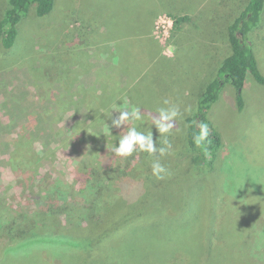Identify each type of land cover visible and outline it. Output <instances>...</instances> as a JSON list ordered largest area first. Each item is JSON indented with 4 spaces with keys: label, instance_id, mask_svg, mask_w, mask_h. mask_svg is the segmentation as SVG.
Instances as JSON below:
<instances>
[{
    "label": "rangeland",
    "instance_id": "374dc122",
    "mask_svg": "<svg viewBox=\"0 0 264 264\" xmlns=\"http://www.w3.org/2000/svg\"><path fill=\"white\" fill-rule=\"evenodd\" d=\"M165 1L54 0L53 10L41 17L35 15L34 7L28 9L17 25L14 45L0 49V205L2 199L7 202L19 189L8 163L12 149L8 144H13L9 141L13 136L23 131L25 136L37 133L39 138L30 147L35 160L37 156L41 158L37 164L73 174L76 164L88 163L89 154L97 147L105 150L106 142L116 141L121 130L111 127V119L125 105L140 107L146 115L165 106L164 100L178 104L181 110L191 106L192 112L177 121L180 131L174 130L169 136L173 154L160 158L171 173H180L176 165L180 161L187 164L193 156L186 150L182 126L197 109V101L206 84L216 76L220 61L230 53L228 26L248 0H169L168 4ZM7 4L8 0H0V14ZM169 4L192 10L190 16L198 18L196 33L185 36L190 42L182 41L191 44L186 47L188 50L179 49V34L173 31L169 17L173 9ZM188 27L192 26L185 25ZM146 36L150 39H144ZM248 38L264 75V11L259 26L248 33ZM149 56L154 57L151 62L147 61ZM242 96L243 109L238 111L235 89L227 85L208 113L212 126L221 134L223 160L216 162L210 173L190 170L191 177L197 174L194 180L181 174L165 190L180 198L190 194L187 187L192 186L200 193L198 202L204 209L202 218H196L197 206L180 221H167L160 229L159 222L162 225L161 220L173 214L169 211L165 217L162 213L160 221H154L153 229L168 228L170 236L164 239L168 245L177 239L181 246L183 243L185 248L195 249L196 231L200 233L208 224L217 233L222 227L233 236L235 225L250 219V213L249 217L243 212L245 217H235L230 207L223 213L219 210L221 203L232 198L240 208L254 204L252 193L264 195V85L248 73ZM136 123L141 131L149 126ZM106 124L110 133L105 131ZM78 127L75 133L74 128ZM151 131L159 145L154 126ZM75 135H81L83 141H77ZM145 160L150 164L152 157ZM35 191L34 194L38 192L36 187ZM215 213L219 214L214 217ZM256 227L247 233L248 242L259 238L262 248L257 245L251 250L252 255L264 251V237L259 234L262 224ZM41 248H28L30 255L10 264H32L42 259V252L44 262L49 261L46 259L50 253V261L55 257L52 264H71L64 248ZM38 250L35 256L34 251ZM230 255L232 261L228 264H249L245 258L239 261L237 256ZM167 256L171 258L172 254ZM258 264H264V253L259 255Z\"/></svg>",
    "mask_w": 264,
    "mask_h": 264
},
{
    "label": "trees",
    "instance_id": "16d2710c",
    "mask_svg": "<svg viewBox=\"0 0 264 264\" xmlns=\"http://www.w3.org/2000/svg\"><path fill=\"white\" fill-rule=\"evenodd\" d=\"M165 3L168 4L169 0ZM31 6L35 9V15L41 17L53 10L54 0H8L7 7L0 14V49H9L14 45L17 25ZM169 6L173 9L169 13L173 31L179 34V49L188 50L186 47L191 44H184L190 42L185 36L196 33L199 28L196 27L199 25L198 18L190 16L192 10ZM263 11L264 0H248L229 24L230 53L220 61L216 76L206 84L197 101V109L185 119L182 126L186 150L193 156L187 164L180 161L176 165L179 174L170 172L163 180L153 179L150 164L145 160L148 154L146 156L136 152L127 158L115 156L110 149L117 143L118 136L112 144L106 142L105 150L97 147L89 154L88 163H77L73 174L67 175L59 173L56 168L54 171L37 164L41 158L37 156L35 160L30 151L33 142L39 138L37 133L31 132L25 136L26 132L23 131L17 137L13 136V140L9 138L13 144H8L12 147L8 163L19 189L7 202L1 200L0 264L17 263L19 259H25L31 254H27L28 248L32 250L35 245L42 246L40 250L47 247H57V250L58 247L64 248L65 256L68 254L71 264H228L232 261L230 254L237 256L239 261L245 258L249 264H258L259 255L264 251L257 255L250 252L257 245L262 248V244H258L259 238L248 242L247 233L251 229L255 230L256 224L260 223L262 230L259 234L261 238L264 237V207H261L264 206L263 193H252L254 204L240 208L232 198L221 203V212L224 213L226 207H230L235 217L243 213L249 217L247 213H250V219L235 225L233 236L222 227L218 228L217 233L216 228L209 224L206 228L202 226L204 229L195 233V249L185 248L183 243L181 246L177 239L168 245L164 240L170 236L168 228L164 231L154 230L153 223L158 219L160 221L162 213L168 217L169 211H172L168 219L161 220L162 225L159 222L158 227L161 229L167 225V221H180V218L187 215V211L197 206L196 218L203 215L204 209L198 202L200 193L194 187H187L191 195L182 193L180 198L174 192L167 194L165 190L181 174L194 180L197 174L192 178L190 170L210 173L214 164L223 160L220 157L223 148L221 134L212 126L208 113L227 85L235 89L236 109L241 111L244 102L242 90L248 73L264 85V75L258 68L248 38V33L259 26ZM187 24L192 27L186 29ZM76 37L74 35V39ZM144 39L150 38L146 36ZM153 44L158 48L155 42ZM153 58L149 56L147 61L151 62ZM67 92L72 95V92ZM200 121L207 123L210 129V141L205 148H197L192 143V132L197 130L193 122ZM78 131L79 127L74 128L75 133ZM89 136L93 137V133L90 132ZM75 137L77 141H83L81 135ZM35 187L38 191L36 194ZM34 253L36 256L39 250ZM169 253L172 254L171 258L167 256ZM49 256L50 253L46 259L49 261L44 262L42 252V259L32 264H52L55 257L50 261Z\"/></svg>",
    "mask_w": 264,
    "mask_h": 264
},
{
    "label": "clouds",
    "instance_id": "9594fccd",
    "mask_svg": "<svg viewBox=\"0 0 264 264\" xmlns=\"http://www.w3.org/2000/svg\"><path fill=\"white\" fill-rule=\"evenodd\" d=\"M162 106L155 110L154 114H145L140 107L125 105L118 110V115L111 119V127L120 129L118 140L113 145L110 151L118 157L127 158L133 153L143 152L152 157L150 168L151 175L157 180H163L170 175L169 169L161 163V157L172 155L174 152L173 144L169 136L174 130L179 132L176 127L178 120H183L187 114L192 112L191 106L181 107L169 100H164ZM112 116H110L111 118ZM136 122L148 123L146 131L139 130V125ZM196 131L192 132V143L197 148H205L210 141V129L207 123L193 122ZM154 126L157 130L160 141L157 144V139H153L151 127ZM105 131L110 133V127L106 124Z\"/></svg>",
    "mask_w": 264,
    "mask_h": 264
}]
</instances>
